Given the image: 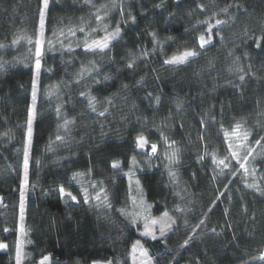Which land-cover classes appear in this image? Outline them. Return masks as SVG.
Here are the masks:
<instances>
[{"label": "trees", "instance_id": "trees-1", "mask_svg": "<svg viewBox=\"0 0 264 264\" xmlns=\"http://www.w3.org/2000/svg\"><path fill=\"white\" fill-rule=\"evenodd\" d=\"M42 7L0 0V264H16ZM117 25L107 49H85ZM201 35L211 36L203 47ZM43 37L21 264L44 256L51 264H133L136 241L152 264H264V0H49ZM186 50L196 55L166 63ZM237 123L249 133L240 156L254 149L248 174L225 137ZM138 136L148 141L143 149ZM129 173L153 215L175 220L165 236L140 235ZM61 186L76 200L62 197Z\"/></svg>", "mask_w": 264, "mask_h": 264}, {"label": "snow or ice", "instance_id": "snow-or-ice-1", "mask_svg": "<svg viewBox=\"0 0 264 264\" xmlns=\"http://www.w3.org/2000/svg\"><path fill=\"white\" fill-rule=\"evenodd\" d=\"M43 3V7L40 9V22H39V36L38 38L35 40V70H36V75L33 78V92H32V101H33V107L29 109V113H28V120H27V144L25 145L24 148V161H23V170H24V179H23V184L21 185V202H20V211H21V220H23V211H24V191L25 188L28 184V167H29V145L31 143V136H32V122L33 119L35 117V111H34V107H35V102H36V82H37V78L39 76V71L41 68V58L43 56V47H44V23H45V10L48 8V4H49V0H42ZM222 11L227 12L228 8H224ZM95 19L98 22H102L104 20V17L101 16L99 14V11L97 12V14L95 15ZM131 19L134 21L135 17H131ZM203 23L208 24V33H211L212 28L214 27L213 25L209 24L208 21H204ZM222 21L220 20H216V24L219 25L221 24ZM81 32L85 31L84 28H80L79 29ZM93 31H96L95 29H93ZM105 32L106 34L100 38V39H93L91 40V42L89 43L87 40L85 41V49L86 50H100L103 51L104 49H107L109 47L110 42L115 39L116 37L119 36L121 29L119 27V25H117L114 29V31L112 32H107V28L105 26ZM72 35H75V32H72ZM200 40V46L203 47L205 44L209 43L211 40V36L209 35L208 39H205V37L203 35H201L199 37ZM18 42V39H14L12 41L13 44H16ZM28 42L31 44L32 40L29 38ZM48 46L49 49L52 48V41H48ZM259 43H257V47H259ZM0 47H4V45L0 44ZM196 53L193 51H184L183 53L177 55V56H173L172 58H170L169 60L166 61V63L168 64H182L185 63L189 57H193L195 56ZM129 68L132 67V64L130 63L128 65ZM241 80L244 79L243 76L240 77ZM82 95H84L82 93ZM158 99V98H157ZM89 103V107L92 108L93 111H96L95 108V103H96V97H90L88 100ZM108 103H111V101L109 100ZM59 111V110H58ZM105 111H107V109H105ZM105 114V112H100L99 115L103 116ZM68 123H70V121H65L64 126L67 127ZM225 137L226 139L230 138V137H235L236 141H238V143L233 144V143H229L228 147L230 150V154L231 157L236 159L237 162L240 164V168H242L244 170L245 174L249 173V168L247 167V163H248V158L250 156L253 155L254 149H248L246 155H244L243 157L240 156V151L239 149L245 148L247 146V141H248V137H249V133L246 130L242 129V125H240L239 123H237L235 125V127L232 129L231 133L225 132ZM57 140H60L61 137L57 136L56 137ZM261 140H264V137L261 138ZM261 140H257L256 144L259 145L261 143ZM148 141L144 136H138L136 139V144L138 148L143 149L146 145H147ZM174 143V142H173ZM236 149V150H233ZM151 151L152 153H156L157 151V146L155 144L151 145ZM175 158V153L172 154L171 157H169V159H174ZM133 159V163H135V157L132 158ZM227 159V158H226ZM241 159L243 160V162H240ZM213 161L214 163H218L219 165H223L225 168H227L229 165L225 162V159H221L218 162L215 160V156H213ZM119 162L114 161L112 163V167L113 168H119ZM255 173V169H252V174ZM77 175H81V174H77ZM129 175L131 176V173H129ZM73 179H76V176H73ZM137 184H139V181L136 182ZM247 187H256L255 184H247ZM92 187L94 188L95 185H92ZM259 190V189H257ZM60 194L61 196H68L71 200L75 201L76 200V196L72 195L71 192H66L64 187L61 186L60 189ZM84 203H88L89 202V195H88V191L87 189H84ZM103 189H101L100 192H98L96 194V196L94 197L95 200L97 201H101V193H103ZM108 201V197L106 194L103 195V202L106 204V206L110 207V204H107ZM133 203L135 204V200L133 201ZM142 203V202H141ZM123 212V210H121ZM177 211H180V209H177ZM135 222V221H133ZM201 223H203V221H201ZM151 224L152 225H156V224H160V232L161 235L164 234L165 228H171L172 225L175 224V220H173L171 217H169L168 213L165 212L163 213V216L159 219H152L151 220ZM145 235L148 234H152V238L155 239V235L154 233H151V229L149 228L148 225L145 226ZM214 231V230H213ZM21 232H24V228L23 225H21ZM191 239V238H189ZM189 242V240H185L184 241V245H187ZM184 245H181L182 247ZM7 245L4 244H0V248H6ZM140 250V255L143 257H147V250L143 249L142 246L140 245V241H136L133 245H132V253L134 255L135 258V253L137 252V250ZM23 258V253H22V244L20 241L17 242L16 245V264H21V260ZM259 259L261 261H264V253H261L259 256ZM39 264H50V257L48 256H44ZM107 264H112L111 261H108ZM142 264H150V258L145 259L144 261H142Z\"/></svg>", "mask_w": 264, "mask_h": 264}, {"label": "rangeland", "instance_id": "rangeland-1", "mask_svg": "<svg viewBox=\"0 0 264 264\" xmlns=\"http://www.w3.org/2000/svg\"><path fill=\"white\" fill-rule=\"evenodd\" d=\"M43 39H44V37H43ZM43 49H44V47H43ZM36 86H37V83H36ZM36 89H37V87H36ZM231 140H232L233 144L238 143V141H236L235 137H231ZM243 149L244 148L239 149L240 155L244 152ZM233 150H236V149H233ZM130 179H131V184L133 186V201L135 200V204L132 202L131 216L135 220L136 224L141 225V228L139 229L140 235L144 238L153 239L152 234H148V235L144 234L145 230H146L145 226L148 225L149 228L151 229V233H154V235L156 237L155 239L165 236L171 230V228H165L164 234L161 235V232H160L161 225L160 224H156V225L151 224L152 219H159L163 215H159V216L153 215L151 208H150L149 204L147 203L145 195L141 189L140 182H139V184L136 183L137 181H139L137 175L136 174L131 175ZM27 191H28V184H27L25 191H24V199L27 195ZM21 225H23V228H24V225H25V213H24V211H23V220H20L19 240H18L22 244V253H23V258L21 260V263H22V261L25 257V246L27 244V238H26L25 229H24L23 233L21 232ZM140 245H141V243H140ZM141 246L143 249H145L143 247V245H141ZM2 249L6 250V248H2ZM14 257L16 259V248H15ZM147 258H150L148 255V252H147V257H143L140 255V250L138 249L137 252L135 253V258L133 255V264H142V261H144ZM50 264H51V260H50ZM150 264H152L151 259H150Z\"/></svg>", "mask_w": 264, "mask_h": 264}]
</instances>
